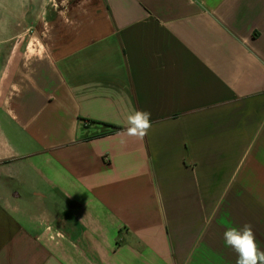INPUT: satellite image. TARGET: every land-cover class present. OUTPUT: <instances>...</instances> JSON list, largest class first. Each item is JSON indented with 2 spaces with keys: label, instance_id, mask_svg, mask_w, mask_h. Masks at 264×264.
Returning a JSON list of instances; mask_svg holds the SVG:
<instances>
[{
  "label": "crops",
  "instance_id": "0c3cea01",
  "mask_svg": "<svg viewBox=\"0 0 264 264\" xmlns=\"http://www.w3.org/2000/svg\"><path fill=\"white\" fill-rule=\"evenodd\" d=\"M22 7L0 29V264H236L245 224L264 251V0Z\"/></svg>",
  "mask_w": 264,
  "mask_h": 264
},
{
  "label": "clouds",
  "instance_id": "9594fccd",
  "mask_svg": "<svg viewBox=\"0 0 264 264\" xmlns=\"http://www.w3.org/2000/svg\"><path fill=\"white\" fill-rule=\"evenodd\" d=\"M151 127V113L133 109L127 116L125 134L143 140ZM223 239L225 246L237 253L236 264H264V251L260 249L251 225L227 227Z\"/></svg>",
  "mask_w": 264,
  "mask_h": 264
},
{
  "label": "rangeland",
  "instance_id": "374dc122",
  "mask_svg": "<svg viewBox=\"0 0 264 264\" xmlns=\"http://www.w3.org/2000/svg\"><path fill=\"white\" fill-rule=\"evenodd\" d=\"M22 0H0V29L24 27L32 21V18H22Z\"/></svg>",
  "mask_w": 264,
  "mask_h": 264
}]
</instances>
